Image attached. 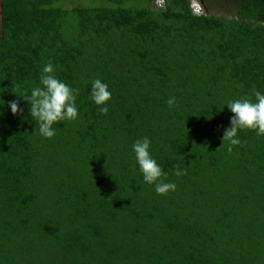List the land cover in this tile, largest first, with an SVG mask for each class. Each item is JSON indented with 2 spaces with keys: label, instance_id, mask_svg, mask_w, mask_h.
I'll use <instances>...</instances> for the list:
<instances>
[{
  "label": "trees",
  "instance_id": "trees-1",
  "mask_svg": "<svg viewBox=\"0 0 264 264\" xmlns=\"http://www.w3.org/2000/svg\"><path fill=\"white\" fill-rule=\"evenodd\" d=\"M197 2L0 0V264H264V136L222 143L225 103L264 92V0ZM49 61L80 89L51 139L18 97ZM143 136L174 192L142 182Z\"/></svg>",
  "mask_w": 264,
  "mask_h": 264
},
{
  "label": "clouds",
  "instance_id": "clouds-1",
  "mask_svg": "<svg viewBox=\"0 0 264 264\" xmlns=\"http://www.w3.org/2000/svg\"><path fill=\"white\" fill-rule=\"evenodd\" d=\"M197 10L199 11V8ZM79 92V88H74L57 78L55 67L49 61L42 67L39 83L31 89L30 95L18 97L30 104L29 114L38 126L39 135L51 139L56 135L55 124L78 119L79 109L76 100ZM88 98L97 106L101 115L108 114V101L111 100L112 93L107 83L102 82L100 78L92 80ZM167 105L169 108L175 107L176 97H169ZM225 105L232 113L229 118V127L224 130L222 136V143L226 142L229 153L234 147L241 145L242 141L238 133L243 130H254L257 136H264V92L254 89L251 96L229 99ZM7 106L13 115L22 114L24 111L17 99L8 101ZM151 144L152 141L148 136L134 140L131 149L135 166L144 184L154 185L158 195H167L170 191L174 192L177 185L168 180V173L152 155ZM185 174V168L179 165L174 166L173 175L177 178Z\"/></svg>",
  "mask_w": 264,
  "mask_h": 264
},
{
  "label": "rangeland",
  "instance_id": "rangeland-1",
  "mask_svg": "<svg viewBox=\"0 0 264 264\" xmlns=\"http://www.w3.org/2000/svg\"><path fill=\"white\" fill-rule=\"evenodd\" d=\"M191 1V3H194V7H195V9H198V8H200V9H203V7H202V5H201V3L199 2H197V0H190ZM89 5V4H88ZM198 11V10H197ZM196 11V12H197ZM209 12H212L213 14H221L222 13V11L220 10V9H214V10H212L211 11V9H210V11Z\"/></svg>",
  "mask_w": 264,
  "mask_h": 264
}]
</instances>
